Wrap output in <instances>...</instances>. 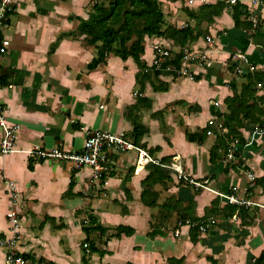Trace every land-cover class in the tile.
I'll use <instances>...</instances> for the list:
<instances>
[{"label":"crops","instance_id":"1","mask_svg":"<svg viewBox=\"0 0 264 264\" xmlns=\"http://www.w3.org/2000/svg\"><path fill=\"white\" fill-rule=\"evenodd\" d=\"M12 1L3 29L9 47L0 60V104L7 123L16 127V137L14 151L0 154V234L10 235L6 214L14 209L19 219L16 247L27 264H45L39 259L53 264H171L169 258H182L181 264H214L211 258L216 264H252L264 252V135L255 134V125L246 121L240 129L244 143L236 146L235 162L228 164L222 147L210 160L217 138L206 135L200 143L191 142L184 130L205 128L214 112H227L224 99L233 93L232 82H242L238 73L226 70L232 51L245 54L254 67L251 71L264 72V0H235L247 9L248 16H241L251 23L247 30L234 28L235 2L225 0L213 22L200 24L207 29L206 36L186 43L203 60L190 62L192 76L151 75L141 91L131 57L122 60L112 53L103 57L75 31L93 15L94 0ZM159 1L166 8V25L194 26L186 9L180 17L181 0ZM216 1L192 0L196 7ZM157 42L178 45L168 37L145 36L141 59L146 64ZM164 84L165 91L152 87ZM255 88L263 107L264 77ZM137 95L150 99L151 105L133 110L144 127L135 139L125 114ZM214 101L220 105L214 106ZM95 129L124 133L161 161L176 157L186 174L209 189L186 184L170 170L169 178L151 182L147 176L152 164L136 167L132 150L111 153L113 170L94 182L88 167L74 169L68 160L29 155L36 148L75 153L87 131ZM248 173L255 176L253 181ZM8 181L16 189L14 201ZM232 186L237 187L236 196L253 204L229 215L221 211L228 202L217 192L228 193ZM143 191L155 198V205L141 200ZM215 199L216 212L210 213L217 219L215 225L192 242L190 226L180 216L193 202L188 216L200 220ZM119 226L133 233L118 235ZM4 253L0 245V264Z\"/></svg>","mask_w":264,"mask_h":264},{"label":"trees","instance_id":"2","mask_svg":"<svg viewBox=\"0 0 264 264\" xmlns=\"http://www.w3.org/2000/svg\"><path fill=\"white\" fill-rule=\"evenodd\" d=\"M225 6V0H217L214 4L201 5L195 11L187 10L188 15L195 20L194 26L186 25L176 28L165 24L164 13L158 0H94L92 4L93 15L89 20L85 21L84 25L78 30L80 35L84 36V43L94 46L97 54L100 53L104 57L112 53L122 60L131 57L138 67L135 78L137 85H139V91H141L151 74L157 77L160 74H167L169 72L164 69L155 70L146 67V63L141 59V55L144 53V37H168L173 39L180 48L184 47L186 43L192 42L198 37L206 36L207 29H203L200 24L203 21L207 23L213 22L214 16H219ZM11 13L12 10L7 11L6 22ZM243 15L248 16L247 9H245L239 1H236L231 6V16L234 21L235 29L247 30L251 27L249 21L241 19ZM181 49L172 55L173 58L171 62H173L176 67L180 65V58L182 55ZM233 54L234 52L232 51L227 63V72L235 74L236 66L242 67L245 72L236 75L242 79V82L240 83L238 79H234L231 85L233 93L231 96L224 99L227 112L223 114L214 112V115L223 121L224 126L227 128V132L224 135L218 136L216 140L218 143L212 147L210 160H214L215 152L221 147L225 153L232 140L237 139L239 143H244L240 129L244 126L246 121L254 125H261L264 122L262 119V116H264V106L262 107L260 105L263 98H257L255 96V85L263 79L264 72L247 70L248 67L241 64L237 59H234ZM193 78L197 79L198 76H193ZM2 80L3 78L0 76V84H2ZM152 87L154 90L158 91H165L167 89V85L165 84L153 85ZM179 102L183 103L182 101ZM150 105V99L137 95L136 104L127 108L125 116L133 124V135L135 139L143 134L144 127L137 122V116L133 115V110H138L140 107L150 108ZM188 109L190 110L191 106H189ZM155 114L157 115V113ZM158 114H161V112L159 111ZM73 127L77 128V125L73 124ZM206 129L205 127L195 132L185 129L184 134L188 141L200 143L206 137ZM39 160L42 161L43 159ZM163 160L168 161L166 158ZM28 168H33L32 159H29ZM150 169V175L147 176V178H149L151 182H156L160 178H169L167 173L169 170L167 169L157 165H151ZM103 179L104 176L100 178L101 181H103ZM72 185L73 180L71 178L69 191ZM141 200L147 205H155L156 203L155 198L151 199L148 197L146 191L142 192ZM217 203L218 199L213 200V208L206 209V214L203 218L213 216V214L210 213H212V210L213 213L216 212L215 205H217ZM192 204L193 202H188L185 207V214L179 218L183 224L188 218L191 222L199 221L197 217L188 216L187 211ZM242 209L243 206L227 203L221 211L228 212L229 215H231L233 212H238ZM122 232L126 235H130L133 233V230L119 226L117 234L120 235ZM198 233H200L198 227L191 225L190 238L192 242L196 241ZM168 261L171 264H181L182 258H169ZM211 261L216 264L212 258ZM39 262L53 264L51 262L46 263L44 259H39ZM252 264H264V252L254 258Z\"/></svg>","mask_w":264,"mask_h":264},{"label":"built area","instance_id":"3","mask_svg":"<svg viewBox=\"0 0 264 264\" xmlns=\"http://www.w3.org/2000/svg\"><path fill=\"white\" fill-rule=\"evenodd\" d=\"M228 2H235V0H229ZM192 3V0L189 1ZM12 0H0V60L7 53L9 47V39L3 34L4 26L6 25L7 11L12 10ZM206 40L209 42L211 38L206 37ZM152 59L151 62L146 64L147 68H152L155 70H166L169 72L176 73L180 76H192L193 72L189 70V64L191 60L195 57H198V54L185 50L182 52L180 58V65L176 67L173 62V53L171 49L160 42L154 43L152 45ZM234 59L238 60L243 65H247L249 71L254 67L249 64L245 54L237 52L234 54ZM209 65V62H207ZM235 72L238 74L244 73V69L240 66H236ZM214 106H219L218 101L212 102ZM223 114V111L219 112ZM5 115V109L3 105L0 104V128H1V137H0V154H8L14 151L15 147V137H16V127L7 123ZM206 135L213 138H218V136L224 135L227 132L226 126H224L223 121L219 119L216 115H212L206 123ZM253 132L257 135H264V122L261 125H255ZM239 144L237 139L232 140L227 147V150L224 153V159L226 162L234 163L236 146ZM132 150L136 153V167L141 168L143 166L152 164L162 167L164 169L172 171L178 180L191 184L195 187L208 188L205 182H200L190 175L186 174L181 165L178 162L176 157L170 161H161L153 157L147 149L135 144L124 133H113L107 130L95 129L88 130L86 133V138L84 140L83 146L80 151L75 153L64 152L60 149H53L51 151L43 150L40 148L32 149L29 151V155L41 157V158H57L68 160L72 163L74 169H80L82 167H88L91 170L89 175L90 182L99 181L104 173L110 172L113 170L111 153L117 151H128ZM248 178L250 181H253L255 176L251 173H248ZM8 191L9 195L14 201L16 196V189L12 181H8ZM209 189V188H208ZM237 190L236 186H232L230 192L222 193L217 192L221 198H223L228 203H233L239 206H248L253 204L251 201L241 198L235 195ZM13 203V202H12ZM18 212L14 209H10L6 214L7 220L10 224L9 232L10 235L6 236L0 234V245L4 248V262L3 264H27L26 259L18 251L16 245L19 236L18 230ZM217 219L214 216L208 218H202L199 221L191 222L186 220L184 224L189 226H197L200 233H204L210 227L215 225ZM175 234H178V230L175 231ZM84 246H87V243H84Z\"/></svg>","mask_w":264,"mask_h":264},{"label":"rangeland","instance_id":"4","mask_svg":"<svg viewBox=\"0 0 264 264\" xmlns=\"http://www.w3.org/2000/svg\"><path fill=\"white\" fill-rule=\"evenodd\" d=\"M159 1V0H158ZM189 1L190 0H181V7L179 8V10H180V17L181 16H183L184 14H183V10L184 9H186V11L187 10H189V9H191L192 11H193V9L194 10H197L198 9V6L196 7V4L194 5L193 4V2L192 3H189ZM159 3L161 4V2L159 1ZM192 6L191 8H189V6ZM163 5H161V9H162V11H163V13H164V10L166 11V8L165 7H162ZM12 10H13V6H12ZM168 10V9H167ZM185 11V10H184ZM166 13L167 12H165V15H166ZM167 17V16H166ZM166 21H168V20H166ZM175 23V22H174ZM175 25H177V24H175ZM179 26L180 27H183V26H186V23H184V24H179ZM75 31H77V33L78 34H80L79 32H78V30H76L75 29ZM77 33H75V36L76 35H78ZM210 37V36H209ZM208 42V41H207ZM161 43V42H160ZM162 44L164 45H167V42H162ZM178 46V47H177ZM177 46H175L174 44H172L171 43V45H169L168 44V46L167 47H169L170 49H171V51H172V53L174 54L175 52L177 53L181 48V50H182V52L183 51H185V50H188V51H191V52H193V51H195L194 50V48L192 47V46H190V45H185L184 47H181L180 48V46L179 45H177ZM197 54V53H196ZM191 61H195L196 63H200V62H202L203 60H202V58H201V56H198V57H195V58H193ZM154 78H156V76L155 75H153V74H151ZM211 228V227H210Z\"/></svg>","mask_w":264,"mask_h":264}]
</instances>
